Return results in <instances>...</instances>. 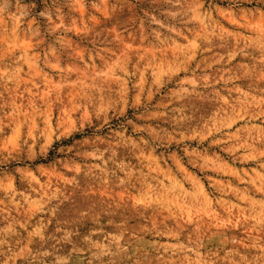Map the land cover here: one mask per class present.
Segmentation results:
<instances>
[{
  "label": "rangeland",
  "instance_id": "obj_1",
  "mask_svg": "<svg viewBox=\"0 0 264 264\" xmlns=\"http://www.w3.org/2000/svg\"><path fill=\"white\" fill-rule=\"evenodd\" d=\"M0 264H264V0H0Z\"/></svg>",
  "mask_w": 264,
  "mask_h": 264
}]
</instances>
